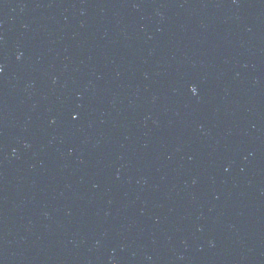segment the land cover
<instances>
[{"label":"clouds","instance_id":"9594fccd","mask_svg":"<svg viewBox=\"0 0 264 264\" xmlns=\"http://www.w3.org/2000/svg\"><path fill=\"white\" fill-rule=\"evenodd\" d=\"M193 91H194V89H193Z\"/></svg>","mask_w":264,"mask_h":264}]
</instances>
